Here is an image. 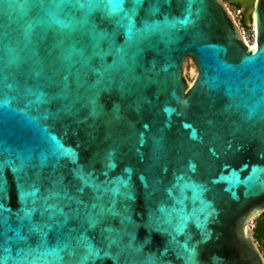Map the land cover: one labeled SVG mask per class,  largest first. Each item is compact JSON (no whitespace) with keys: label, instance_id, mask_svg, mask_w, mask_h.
I'll use <instances>...</instances> for the list:
<instances>
[{"label":"water","instance_id":"water-1","mask_svg":"<svg viewBox=\"0 0 264 264\" xmlns=\"http://www.w3.org/2000/svg\"><path fill=\"white\" fill-rule=\"evenodd\" d=\"M252 19L249 45L223 0H0L3 264H264Z\"/></svg>","mask_w":264,"mask_h":264},{"label":"rangeland","instance_id":"rangeland-1","mask_svg":"<svg viewBox=\"0 0 264 264\" xmlns=\"http://www.w3.org/2000/svg\"><path fill=\"white\" fill-rule=\"evenodd\" d=\"M230 10L241 9V14L238 16L240 23L243 27L251 32L253 19L252 13L255 6V0H223ZM184 74L189 81L192 83L197 75L195 64L191 58L187 59L184 66ZM255 227L253 228V234L257 233L258 237L255 241L264 256V212L254 219Z\"/></svg>","mask_w":264,"mask_h":264},{"label":"built area","instance_id":"built-area-1","mask_svg":"<svg viewBox=\"0 0 264 264\" xmlns=\"http://www.w3.org/2000/svg\"><path fill=\"white\" fill-rule=\"evenodd\" d=\"M239 26L241 35L244 37L245 41L249 44L252 45L254 44L255 41V31H254V25H252L251 32L248 31L245 27H243L240 23V19H238V16L241 14V9L238 10H230ZM249 227L253 230L255 227L254 220L250 222Z\"/></svg>","mask_w":264,"mask_h":264},{"label":"trees","instance_id":"trees-1","mask_svg":"<svg viewBox=\"0 0 264 264\" xmlns=\"http://www.w3.org/2000/svg\"><path fill=\"white\" fill-rule=\"evenodd\" d=\"M254 237H255V238H257V237H258V235H257V233H256V232H255V235H254Z\"/></svg>","mask_w":264,"mask_h":264},{"label":"snow or ice","instance_id":"snow-or-ice-1","mask_svg":"<svg viewBox=\"0 0 264 264\" xmlns=\"http://www.w3.org/2000/svg\"><path fill=\"white\" fill-rule=\"evenodd\" d=\"M0 264H3L2 260H0Z\"/></svg>","mask_w":264,"mask_h":264}]
</instances>
